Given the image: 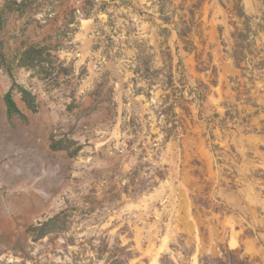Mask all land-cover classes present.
Returning <instances> with one entry per match:
<instances>
[{"label":"rangeland","instance_id":"374dc122","mask_svg":"<svg viewBox=\"0 0 264 264\" xmlns=\"http://www.w3.org/2000/svg\"><path fill=\"white\" fill-rule=\"evenodd\" d=\"M0 264H264L263 0H0ZM125 2L132 4L128 5ZM241 12V13H240ZM53 49L34 67L28 46ZM59 215L33 240L29 226Z\"/></svg>","mask_w":264,"mask_h":264},{"label":"trees","instance_id":"16d2710c","mask_svg":"<svg viewBox=\"0 0 264 264\" xmlns=\"http://www.w3.org/2000/svg\"><path fill=\"white\" fill-rule=\"evenodd\" d=\"M264 1V0H263ZM131 5L129 2H125ZM27 10V6L24 2L10 1L5 2L2 9L0 10V67L5 68L12 78V84L5 93V102L7 104L8 110L10 112H18L19 107L14 99V89L18 88L23 95V98L27 104L34 110L38 109L37 97L32 90L27 88L25 85L17 82L14 75V68L12 63L9 61L7 53L5 52L4 41L2 39L1 31L5 23L6 15L12 11H18L19 13H24ZM241 13V12H240ZM52 47L31 45L22 51L18 58L21 65H27L29 67H34L36 65L42 64L45 55H51L50 50ZM58 214L50 217L47 220L39 221L38 223L29 226V230L33 232V240L39 239L48 233L47 227L52 225L58 218ZM118 254L114 259L108 264H131L130 259L132 257V252L128 250L126 246H118ZM162 264H177L174 260L166 256L162 260ZM180 264V263H178ZM189 264V263H186ZM200 264H249L248 260L233 250L225 251L221 256L212 257L210 255H205L200 259Z\"/></svg>","mask_w":264,"mask_h":264}]
</instances>
